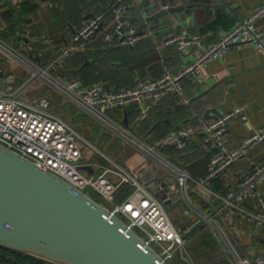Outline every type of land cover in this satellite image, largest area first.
Instances as JSON below:
<instances>
[{
  "label": "built area",
  "instance_id": "built-area-1",
  "mask_svg": "<svg viewBox=\"0 0 264 264\" xmlns=\"http://www.w3.org/2000/svg\"><path fill=\"white\" fill-rule=\"evenodd\" d=\"M136 6H139V0H114L108 11L111 15L108 25V13H100L88 18L73 34L71 42L58 50V59L32 71L31 78L37 80L47 76L68 97V102L72 106L97 119L110 121L108 118L110 112L135 105L137 121L142 123L149 119L153 106L166 95L176 94L180 97L181 103L189 104V99L183 93L182 80L198 76L204 65L211 60L224 57L235 46H253L264 56V30L256 26V20L264 15L263 2L250 17L237 21L230 30L222 34L218 43L207 48L194 63L187 65L176 74L165 66L160 77L150 80L139 79L133 87L119 91L110 90L102 82L84 86L80 78L61 81L55 76V73L61 70L65 59L83 52L98 33H102L103 42L109 46L133 47L143 37L139 35L138 26L127 19L130 10ZM152 33L150 31L149 35L153 36ZM42 39L44 37L34 35L30 29H23L18 34L14 47L0 41V50L7 56L11 54L20 58L23 52H33ZM163 44L175 46L181 57L189 55L192 48L204 45L200 35H189L186 32L180 37L166 39ZM12 78L8 76L7 80ZM7 83V92L0 87V145L7 151L16 152L20 158L33 162L39 170L56 175L90 197H92L91 193L98 194L109 204L115 203L116 193L121 184L139 187L137 180L120 166H116L115 170L102 169L98 174H89L80 170V166H85L84 150L93 145L72 124L51 109L47 98L33 100L23 98L20 93L11 92V88L8 87L11 82L7 81ZM214 116L215 118L211 119L200 118L198 125H181L154 146L147 147V152L152 154L168 147L184 152L200 133L201 147L204 150L214 148L215 151L209 158L207 173L201 180H194L184 170L173 168L174 180L184 193L187 202L186 194L191 189V184L210 183L225 173L253 145L264 140L263 129L241 141L238 148L230 149L225 140V123L232 116H242V119H246L244 110L239 107L234 112L222 113V117H218L216 113ZM111 125L123 136L129 134L123 127ZM133 138V141L137 140L134 136ZM109 175L117 176L119 183L111 181ZM263 182L264 160L255 164L254 169L245 174L238 186L229 189L225 196L219 195L214 190L208 192L215 202H221L222 207L219 210L229 208L248 219L256 220L257 225L262 226L261 231L264 233V211L252 212L243 207L247 198L256 197L264 208V193L258 190ZM189 206L193 214L198 217V222L194 226L201 224L212 226L220 237L221 246L232 255L234 264H264V256L253 257L243 253L239 244L231 238L225 223L226 219L218 221L213 214L201 212L192 204L190 198ZM111 210L121 215L124 222L145 244L151 247L157 245L159 251L156 252L166 264H175L173 258L176 251L188 261L186 256L188 238L185 239L184 232L174 224L156 195L140 188L123 204L114 205ZM218 212L220 214L221 211Z\"/></svg>",
  "mask_w": 264,
  "mask_h": 264
},
{
  "label": "crops",
  "instance_id": "crops-1",
  "mask_svg": "<svg viewBox=\"0 0 264 264\" xmlns=\"http://www.w3.org/2000/svg\"><path fill=\"white\" fill-rule=\"evenodd\" d=\"M83 1L88 2L90 0H54L53 2H50V0H14L13 2L0 0V8L5 6L6 3H11V5L18 7L21 4V27H19L15 35H10L6 32V23L3 22V17L0 15L1 42L6 43L10 47H14L15 40L23 29H30L34 35L44 37L42 42L35 46L33 52H23V56L20 58L12 56L11 54L7 56L0 50V71L2 70L5 85L8 84L7 81L11 82L8 86L11 88V92L23 94L34 81H39L40 79L33 80L31 78V72L37 68H42L46 61L48 62L52 58L53 53L51 48L60 50L69 44L73 34L83 26L88 18L105 13L106 10L107 14L112 4V0H98V2L86 6ZM152 1L160 0H139V5H149ZM215 1L205 0V2ZM230 1L233 2L232 7L237 8L235 12L236 16H233L227 11L214 10L213 8H197L196 17H194L193 13H182L165 18L163 21L169 25L170 30L166 32H159L157 30L152 33L153 36H150V30H147L146 37L140 38L133 48L118 47L111 49L105 57L100 59L101 62L104 61L103 66L105 67L103 70L107 79L106 82L110 84L112 89L122 90L133 86L139 79L150 80L160 77L164 72L165 66L169 67L173 73H178L187 65L194 63L197 57L204 53L207 48L218 43L222 34L230 30L237 21L250 17L255 9L264 2V0ZM24 2L29 3L30 11L27 15L22 11ZM110 19L111 15L107 17V25L110 23ZM19 22L20 20L18 19L17 23ZM256 26L264 30V15L256 20ZM185 32L189 35H200L204 45L202 47L192 48L189 55L181 57L175 46H165L163 43L167 38L180 37ZM101 36L102 33H98L92 41H95V43L98 42ZM51 43L56 45L52 47ZM37 49H39V52H37ZM96 50V46L92 44L86 47L83 52L78 53L84 54L85 56L87 54L89 55V58L86 57L89 64L86 65L84 62V65L81 66L82 69L93 64L94 59L90 55L93 56L96 54ZM45 53H49L48 57H45ZM60 72V76L57 75L58 72L55 73V76L59 77V80L64 81L66 78L62 75L63 66ZM8 76H12L13 78L7 80ZM84 78L87 80L91 77L85 75ZM222 80H227L229 85L237 83L240 86V90L235 88L232 92L234 101L232 99L227 101L222 99V105L219 107V110L223 114H227L235 108L236 102H238L240 108L244 110L246 119L230 123L229 130L225 133V140L228 147L230 149H236L239 147L241 141L264 129V56L253 46H235L224 57L211 60L204 65L198 76L182 80L183 93L190 101L202 91ZM223 89L224 87L220 85L215 89V93H222ZM210 96L208 95L206 98L199 99L193 103L189 102V104L180 103V97L176 94L164 96L153 106L149 113V119L146 122L151 125V129L149 135L145 138L134 135V130L140 127L137 124V106L132 105L108 114L109 122L126 129L130 135L137 139L133 143L145 151L140 152L134 149L132 151L127 150L123 154L124 161L121 167L126 166L127 172L139 184V187L126 184L133 188L129 196L140 188L149 191L140 181V174L150 167L153 169L159 166L165 167L172 174L173 179H175L173 168L184 170L194 180H201L205 177L209 158L215 151L214 148L211 147L204 150L201 145L198 147L195 145L191 146L190 150L181 152L182 155L178 157L176 154L179 151L174 147L157 150L156 154L147 152V147L154 146L159 140L181 125H198L200 118H206L205 112L203 113L204 115L200 114L204 110L202 109L201 111L200 108L207 101H211ZM45 98L50 101L51 109L58 114V109H56L55 104L48 97ZM213 106L215 105H210L208 108H213ZM125 111L127 113L126 124L123 123L125 120ZM214 113L211 111L209 116L213 117ZM124 146L126 145L124 144ZM124 146L121 148L123 149ZM98 147L101 156H107L104 152L108 148L105 147L104 143L101 144L98 142ZM120 151H117L114 155H119ZM263 160L264 140L253 145L225 173L210 183L204 185L191 184V189L186 194V197H188V205L190 198L192 204L196 205L201 212L213 214L219 221L226 219L225 223L231 238L239 244V247L245 255L253 257L264 256V234L262 231H260L259 236L263 240H260L252 233L255 231L256 226L253 224L251 218L248 219L246 216L229 208L219 210L222 207L221 202H215L211 198L208 190H214L219 195L225 196L229 189H235L238 186L241 178L249 173L255 164ZM83 164L93 169L92 174H98L103 169L101 166L102 163L97 158L85 159L84 157ZM109 178L114 183H119L117 176L109 175ZM216 183H223L224 188L222 187V192L215 190L214 186ZM258 190L264 193V182L259 185ZM149 192L154 194L152 191ZM160 202L166 210L167 204L162 201ZM121 204L114 203L109 205L113 207L114 205ZM168 205L172 209L176 207L172 202ZM243 207L252 212L264 211L262 204L256 197L247 198L243 203ZM218 211H221L220 214ZM184 214L189 220L194 216L191 206L185 209ZM189 220L185 219L180 225H177L173 221L181 230L182 227H185V230L182 231L188 237L201 228L199 225L194 226L198 222L197 219L193 223H190ZM190 226L192 229H190ZM202 226L210 228L223 252L228 254V251L226 252L223 246H221L220 237L214 228L207 224ZM230 264H234L232 255H230Z\"/></svg>",
  "mask_w": 264,
  "mask_h": 264
},
{
  "label": "water",
  "instance_id": "water-1",
  "mask_svg": "<svg viewBox=\"0 0 264 264\" xmlns=\"http://www.w3.org/2000/svg\"><path fill=\"white\" fill-rule=\"evenodd\" d=\"M83 2L88 6L98 0ZM113 2L114 0L112 4ZM232 5L233 2L230 0L152 1L149 5L141 4L134 7L127 19L138 26L139 35L143 36L145 30L151 32L170 30L169 25L163 21L167 17L182 13H193L196 17L197 8H213L236 16L237 8H233ZM51 45L53 47L52 43ZM51 50L52 58L45 64L58 59V50L55 48ZM85 64H89L86 57ZM81 69L82 67L70 72H79ZM60 71L57 73L58 76L61 75ZM67 80L68 78L65 79ZM220 85L224 87V93H215V89ZM0 87L7 92L2 72ZM235 88L240 90L237 83L229 85L227 80H222L192 98L190 103L211 95V101L207 102L205 109V117L215 118L209 116L211 111L222 117L219 110L221 100L234 101L232 92ZM210 105L215 106L208 108ZM239 107L236 102L235 108L228 113ZM126 115L125 111L124 124L127 123ZM237 120L243 121L242 116H232L226 121V132L230 123ZM79 169L89 174L93 173V169L87 166H80ZM140 181L160 200L169 195L171 199L166 202L167 205L172 202L182 208V205L187 203L172 174L163 166L144 170L140 174ZM252 222L256 226L252 233L263 240L259 236L262 226L257 225L254 219ZM182 230H185V227H182ZM187 238L188 236H185V239ZM0 247L49 264H166L156 250L145 244L111 209L56 175L39 170L33 162L20 158L16 152L7 151L2 145H0ZM173 261L175 264H189L179 251L175 252Z\"/></svg>",
  "mask_w": 264,
  "mask_h": 264
},
{
  "label": "trees",
  "instance_id": "trees-1",
  "mask_svg": "<svg viewBox=\"0 0 264 264\" xmlns=\"http://www.w3.org/2000/svg\"><path fill=\"white\" fill-rule=\"evenodd\" d=\"M22 11L26 15L29 13V11H30L29 3H25V2L23 3ZM106 11H105V14H106ZM6 12H9V17L5 18L2 15H4V13H6ZM109 14L110 13L107 14V17L109 16ZM0 15L4 19L3 22L6 23V26H7L6 32L10 35H15L16 31L19 29V27H21V4L18 7V6L11 5V3H6L5 6L0 8ZM18 19L20 20L19 23H17ZM146 35H147V30H145V34L143 35V37H146ZM92 44H94L97 48L96 54H94L93 56L90 55L94 59L93 64H91L90 66L84 67L79 72H70L72 70H76V69L80 68L81 66H83L84 62H85V57L89 58L88 54L86 56L84 54H78V53L74 54L73 56L66 58L64 63H63L62 75L65 78H68V79L81 78V79H83L82 81H84L83 82L84 86H90V85H93V84H96L99 82H102L104 84L107 83L106 82L107 79L104 75V70H103V68L105 67V66H103L104 61L101 62L100 59L105 57L108 54V51H110L111 49L118 48V47H112V46H109L106 43H104L103 42V36H101L99 38L98 42L95 43V41L94 42L92 41L89 45H92ZM54 45H56V44L53 43V46ZM155 46L157 48L156 44H155ZM133 47H128V48H133ZM37 52H39V49H37ZM48 54L49 53H45L44 54L45 57L46 56L48 57ZM174 74H176V73H174ZM85 75L90 76L91 78H88L86 80L84 78ZM106 85L108 86V88L110 90H113V91H119L120 90V89H112L109 83H107ZM133 86H130V87H133ZM130 87H127V88H130ZM127 88H124V89H127ZM210 98H211V96H210ZM179 101H180V99H179ZM207 102L205 103V105L201 106V108H200L201 111H202V109H204L200 113L202 115H204L203 113L205 112ZM146 123L143 122V124H142V123H139L137 121L138 126L141 127L142 133H137V134L135 133L134 135L139 136V134H141L140 137H143V138L147 137L149 135L151 125H149L148 122H146ZM142 134H143V136H142ZM201 138L202 137H201L200 133H198L196 135L195 140L193 141L192 144H190L188 146L186 151L190 150L191 146L196 145V147H198L200 145ZM177 155H178V157H180L182 155V153L179 151V152H177L176 156ZM251 171H249V173ZM101 172H102V170L100 171V173ZM222 187H223V183H218V184L216 183V185L214 186L216 191H221V192H222V189L224 188V187L223 188ZM132 191H133V188L130 185L123 184L122 186H120L117 190V193H116L115 203H119V204L123 203L129 197V195L131 194ZM91 196L95 201L105 205L104 203H102V201L104 202V199L102 197H100L98 194L91 193ZM107 204H108L107 207L109 209H111L112 207L109 205V203H107ZM118 216L121 217V215H118ZM191 241H193V242L197 241V242L195 245L190 247L189 244ZM186 248H187L189 254L192 255V257H194L196 260H198V259L202 260V258H203V262H205L206 264H213V263L214 264H230V262L227 260V258L224 257V255L221 253L222 249L220 247L219 242L215 239L210 228L207 226H201V228L199 230H197L191 236L188 237ZM186 256L189 257L187 254H186ZM0 264H49V263L44 262L42 260H38L36 258H33L31 256H28V255H25L22 253H18V252L0 247Z\"/></svg>",
  "mask_w": 264,
  "mask_h": 264
},
{
  "label": "rangeland",
  "instance_id": "rangeland-1",
  "mask_svg": "<svg viewBox=\"0 0 264 264\" xmlns=\"http://www.w3.org/2000/svg\"><path fill=\"white\" fill-rule=\"evenodd\" d=\"M3 17H9V12L4 13L2 15ZM4 20V19H3ZM1 29V28H0ZM1 36V35H0ZM5 38V36H3ZM6 39V38H5ZM43 78H40L39 81H34L24 92L21 94L23 98H41V97H48L53 104H55L56 109H58V115L68 121L70 124H72L79 133L86 138V140L93 145V147L88 146L84 151V157L85 159L88 158H97L102 163L103 169H116V166H122L123 165V158L124 153L127 152V150H134L137 149L138 151L145 152L139 148V146H136L133 143V139L130 134H126V137L121 134L117 129H114L111 123L107 120H101L94 118L90 115H88L85 112H82L78 109H76L74 106H72L71 103L68 102V97L57 87L56 84L51 82L50 79L47 78V76H42ZM81 123V125H80ZM135 133H142L141 127L136 128ZM141 136V134H139ZM145 138V137H144ZM99 143H104L105 147H107V151L105 150L104 153L107 154V156H101L100 150L98 147ZM126 146H124V144ZM124 146L122 149L121 147ZM97 149V150H96ZM99 150V151H98ZM121 150V151H120ZM126 150V151H125ZM117 151H120L119 155H114ZM123 167V169L127 170ZM128 168V166H127ZM179 194V189H178ZM171 198L169 195H165L162 201L163 203H166ZM102 201V200H101ZM107 207V203L105 200L102 201ZM188 203V202H187ZM185 203L182 205V208L174 207L173 209L170 208L169 205L166 206L167 213L172 221L177 223V225H180L183 223L185 219L189 220L188 217L184 214L185 209L189 208V205ZM123 219L122 217H120ZM197 215H194L190 218L189 222L193 223L195 222V219H197ZM124 220V219H123ZM219 221V220H218ZM221 224V222H219ZM197 241H191L190 247L195 245ZM227 246V245H226ZM155 250L158 252L159 247L157 245H153ZM186 254L189 256L187 257L190 264H206L203 262V258L196 260L192 255L189 254L187 248H186ZM221 253L224 255V257L227 258V260L230 262V255L224 253L221 250ZM172 264V263H170ZM214 264V263H213Z\"/></svg>",
  "mask_w": 264,
  "mask_h": 264
}]
</instances>
